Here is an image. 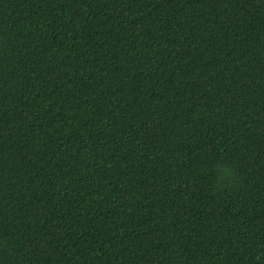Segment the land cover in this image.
<instances>
[{"label":"trees","instance_id":"1","mask_svg":"<svg viewBox=\"0 0 264 264\" xmlns=\"http://www.w3.org/2000/svg\"><path fill=\"white\" fill-rule=\"evenodd\" d=\"M0 264H264V0H0Z\"/></svg>","mask_w":264,"mask_h":264}]
</instances>
